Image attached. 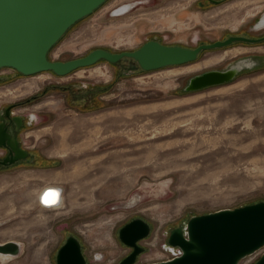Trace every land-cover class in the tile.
<instances>
[{
  "label": "rangeland",
  "instance_id": "obj_1",
  "mask_svg": "<svg viewBox=\"0 0 264 264\" xmlns=\"http://www.w3.org/2000/svg\"><path fill=\"white\" fill-rule=\"evenodd\" d=\"M127 3L130 10L113 14ZM262 14L264 0H106L69 27L48 57L133 50L149 39L194 47L260 36L264 26L254 23ZM213 56L214 63L188 72ZM121 65L128 59L62 76L0 69V107L13 104L29 121L21 137L31 154L0 168V242L20 241V252L0 264H55L68 235L81 242L87 264H117L128 251L118 229L136 217L151 225L137 262L161 261L171 255L163 246L170 227L264 200V40L235 41L148 71ZM231 65L240 66L231 80L185 89L194 75ZM45 185L61 188L58 207L37 202Z\"/></svg>",
  "mask_w": 264,
  "mask_h": 264
},
{
  "label": "water",
  "instance_id": "obj_2",
  "mask_svg": "<svg viewBox=\"0 0 264 264\" xmlns=\"http://www.w3.org/2000/svg\"><path fill=\"white\" fill-rule=\"evenodd\" d=\"M105 1L0 0V69L11 68L23 75L52 71L62 76L101 59L118 64L122 59H128V65H121L122 68L148 71L194 61L203 50L224 47L235 41L253 43L264 39V36L229 35L194 47L149 39L133 50L109 51L97 47L79 57L50 59L49 50L68 28ZM263 15L254 23L255 27ZM239 70V65H231L225 70H206L191 77L185 89L196 90L227 82ZM5 112V116L9 115L8 108ZM3 118L0 117V146L9 147L12 156H6L0 163L7 164L24 159L28 153L19 146L14 135L21 125L22 117L10 118L13 122L11 126L17 125L15 129L5 127ZM57 189L53 186L44 188L40 202L50 206L42 198L47 192ZM149 231L148 222L141 217L129 220L118 229V239L132 251L117 264H239L246 256L264 248V200L193 215L171 228L167 234L165 247L168 251L175 247L179 249L172 258L151 263L136 262V256L143 250L138 241L145 238ZM19 252L20 244L17 241L0 242V253L15 256ZM55 264H85L80 242L74 235H69L58 248ZM251 264H264V250Z\"/></svg>",
  "mask_w": 264,
  "mask_h": 264
},
{
  "label": "bare ground",
  "instance_id": "obj_3",
  "mask_svg": "<svg viewBox=\"0 0 264 264\" xmlns=\"http://www.w3.org/2000/svg\"><path fill=\"white\" fill-rule=\"evenodd\" d=\"M240 3V2H239ZM151 5V4H150ZM240 5V4H239ZM233 6V5H232ZM236 6V5H235ZM132 6H130V4H123L122 6H120L119 8H116V9H114L113 10V14L114 15H117V14H123V13H125V12H127L128 10H130V8H131ZM231 9V8H230ZM136 10V9H135ZM133 11V10H132ZM127 14V13H126ZM230 15V14H229ZM264 26V15H263V17L261 18V20L256 24V27L257 28H261V27H263ZM225 55V51H224V53L223 54H221L219 57L220 58H222L223 56ZM215 57H216V55H215ZM217 57H218V55H217ZM225 57V56H224ZM223 59V58H222ZM216 60H218V58H214V56H213V58H211V57H209V58H207V59H205V60H203V61H201V62H198V63H196V64H194V65H191L190 67L189 66H187L188 68H187V70H188V72L189 71H194V70H196V69H199L200 67H202V66H207V65H210V64H212V63H214ZM241 62V61H240ZM218 63V62H217ZM183 68V67H182ZM179 70V69H178ZM184 70H186V69H184ZM183 70V71H184ZM181 71V70H180ZM185 73V72H184ZM30 89V88H29ZM28 89V90H29ZM31 119V122L30 123H32V121H33V118L31 117L30 118ZM36 125V124H35ZM49 186H52V185H45V186H43L39 191H38V193H37V202L38 203H40V207L42 208V209H51V208H54V207H58L60 204H61V202H62V192H61V188L60 187H58V186H53V187H55V188H58L57 190H53V191H49V192H47L46 194H45V196H44V198H42L43 200V202H45V203H47V205H50V206H46V205H43L41 202H40V195H41V193H42V190L44 189V188H46V187H49ZM151 186V185H150ZM151 188H153V187H151ZM55 204V205H52V204ZM20 242V241H19ZM18 242V243H19ZM165 244H167V242L165 243L164 242V244H163V246H164V249H166L167 251H168V249L165 247ZM22 247H23V244H22ZM178 248H171L170 249V251H168L170 254H171V252L173 253V254H175V253H177L178 252ZM11 255L10 254H3V253H0V258H3V259H6V258H9ZM13 257V256H12ZM173 257V256H172ZM171 257V258H172ZM170 258V257H169Z\"/></svg>",
  "mask_w": 264,
  "mask_h": 264
},
{
  "label": "flooded vegetation",
  "instance_id": "obj_4",
  "mask_svg": "<svg viewBox=\"0 0 264 264\" xmlns=\"http://www.w3.org/2000/svg\"><path fill=\"white\" fill-rule=\"evenodd\" d=\"M208 1H210V2H214L213 0H208ZM217 2H214V3H220V2H222V1H224V0H216ZM260 36H264V34H262V35H260ZM260 36H247V37H253V38H255V37H260ZM264 40V39H263ZM263 40H261V41H259V42H262ZM259 42H253V43H259ZM247 43H250V42H247ZM14 106H13V104H5V105H3L2 107H0V117H4L3 118V122L5 123V127H8V128H12V129H15L16 127H17V125H13V126H11V124L13 123L12 121H10V118L11 117H13V116H21L22 117V122H21V125H19L18 126V130L17 131H15L14 132V135H15V137L17 138V140H18V142H19V146L20 147H22V148H24L23 147V143H22V137H21V132L24 130V128L25 127H27L26 125L29 123V121L27 120V119H25L22 115H20V114H18V113H14L13 112V108ZM8 108V112H9V115H6L5 116V111H6V109ZM2 122V120H0V123ZM25 149V148H24ZM26 150V149H25ZM27 156L23 159V160H25V159H29V157H30V152L27 150ZM6 156H8V157H11L12 156V153H10V148L9 147H7V146H0V161L3 159V158H5ZM35 156V158H37L38 157V154H36V155H34ZM37 156V157H36ZM22 159H19V160H17V161H15V162H13V163H7V164H1L0 163V168L1 167H8V166H10V165H14L15 163H17V162H19V161H21ZM128 222V221H127ZM126 223V222H125ZM148 224H149V226H150V230H151V225H150V223L148 222ZM177 225H175V226H172V227H170V229L171 228H173V227H176ZM169 229V230H170ZM150 232V231H149ZM167 233V232H166ZM69 236V235H68ZM68 236H66V238L68 237ZM76 237V236H75ZM66 238L64 239V241H63V243L65 242V240H66ZM77 238V237H76ZM78 239V238H77ZM142 240V239H141ZM141 240H139L138 241V243H140V241ZM62 243V244H63ZM61 244V245H62ZM60 245V246H61ZM59 246V247H60ZM80 246H82L81 245V242H80ZM58 247V248H59ZM127 247V246H126ZM128 248V251L126 252V254L124 255V256H122L119 260H118V262L123 258V257H125L127 254H129L131 251H132V248H129V247H127ZM58 250V249H57ZM145 250V247L143 246V250L136 256V262H137V259H138V257H139V255L140 254H142L143 253V251ZM81 251H82V248H81ZM57 252V251H56ZM83 253V252H82ZM56 255V254H55ZM84 258H85V264H87L88 263V261H87V258L84 256ZM117 262V263H118Z\"/></svg>",
  "mask_w": 264,
  "mask_h": 264
},
{
  "label": "built area",
  "instance_id": "obj_5",
  "mask_svg": "<svg viewBox=\"0 0 264 264\" xmlns=\"http://www.w3.org/2000/svg\"><path fill=\"white\" fill-rule=\"evenodd\" d=\"M175 254H176V253H175ZM172 256H174V254L171 252L170 258H171ZM167 259H169V258H167Z\"/></svg>",
  "mask_w": 264,
  "mask_h": 264
},
{
  "label": "trees",
  "instance_id": "obj_6",
  "mask_svg": "<svg viewBox=\"0 0 264 264\" xmlns=\"http://www.w3.org/2000/svg\"><path fill=\"white\" fill-rule=\"evenodd\" d=\"M101 60H103V59H101ZM100 61V60H99ZM253 203V202H252Z\"/></svg>",
  "mask_w": 264,
  "mask_h": 264
}]
</instances>
